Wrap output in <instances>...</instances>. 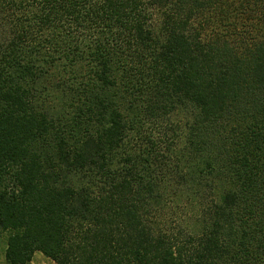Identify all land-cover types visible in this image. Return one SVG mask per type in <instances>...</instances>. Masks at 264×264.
<instances>
[{
    "label": "trees",
    "instance_id": "obj_1",
    "mask_svg": "<svg viewBox=\"0 0 264 264\" xmlns=\"http://www.w3.org/2000/svg\"><path fill=\"white\" fill-rule=\"evenodd\" d=\"M0 232L7 264H264V0H0Z\"/></svg>",
    "mask_w": 264,
    "mask_h": 264
},
{
    "label": "rangeland",
    "instance_id": "obj_2",
    "mask_svg": "<svg viewBox=\"0 0 264 264\" xmlns=\"http://www.w3.org/2000/svg\"><path fill=\"white\" fill-rule=\"evenodd\" d=\"M173 208V207H171ZM174 209L171 211L173 212ZM167 210L162 212L163 216L167 215ZM7 232H0V264H7L5 261V248H6V238ZM30 264H53V262L44 257L40 252H34Z\"/></svg>",
    "mask_w": 264,
    "mask_h": 264
}]
</instances>
